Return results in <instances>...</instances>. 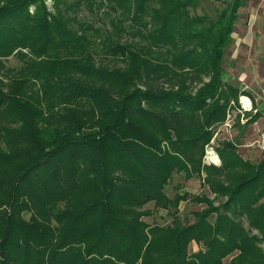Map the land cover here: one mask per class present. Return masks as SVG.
Masks as SVG:
<instances>
[{"label":"trees","instance_id":"trees-1","mask_svg":"<svg viewBox=\"0 0 264 264\" xmlns=\"http://www.w3.org/2000/svg\"><path fill=\"white\" fill-rule=\"evenodd\" d=\"M248 1L0 0V264H264V159L214 145Z\"/></svg>","mask_w":264,"mask_h":264},{"label":"rangeland","instance_id":"rangeland-1","mask_svg":"<svg viewBox=\"0 0 264 264\" xmlns=\"http://www.w3.org/2000/svg\"><path fill=\"white\" fill-rule=\"evenodd\" d=\"M200 1V5L197 9L196 12H198L199 14H205L208 15L210 18H213L216 15V12L218 10H220L221 8L224 7V1L225 0H199ZM261 0H249L244 6L243 9L241 10L243 14H241V16H239L240 19H238L240 22L236 23V27H235V32L233 35H235L234 39H233V43L232 45L226 50V54H225V60H224V66L226 69V74H227V80L242 87V89L244 91H248L250 93H257L259 94V89L254 88V86H250L245 90V84L246 81L242 80V72H245L248 70V57H249V53H247V51L245 52V48L243 49V52H245L244 54H238L236 57L234 55V50L237 49V45H238V40H239V36L243 35L245 33L246 30H244V27H246V23L247 20L249 19L247 16L249 13H251L252 8L257 7L260 4ZM250 11V12H249ZM237 20V21H238ZM244 26V27H243ZM18 62L15 60L11 61L12 65H16ZM246 79H248L247 77H245ZM255 95V94H254ZM257 96V95H255ZM246 97L250 100V109L244 110L243 106L241 107L242 109H238V110H234L231 112V114L229 115V118L227 120V123L224 125V127L221 129L222 132L218 135L217 140H213L214 141V145H216L218 142L222 141V140H235L239 147L238 150L240 151V153L243 155V157L245 159H249L252 162L256 163L259 162L261 160L264 159V149H260L258 152L255 150V152H247L246 148H242V144H249L251 143V141L253 140V138H255L254 136L251 137L250 135V130L245 133L244 135V139H239L240 135H242L240 132L241 130L238 131L237 127L240 123H242V121L244 120V118L246 117L245 115H247V112L252 110V100L250 98V96H242L241 98ZM241 98H240V102H241ZM260 99V102H258L259 104L263 103L264 101ZM243 101V100H242ZM249 103V102H248ZM243 105V103H242ZM262 105V104H261ZM260 105V106H261ZM263 107V106H262ZM241 114L239 115L238 113ZM240 116V119H238V117ZM239 132V133H238ZM261 134V132H259ZM258 136V134H257ZM253 148V147H251ZM210 152L216 153V150L213 147H208L207 148V153H206V157H205V161L207 160L208 162H212L215 165L220 166L221 165V159L218 156L219 159H215V160H208L207 156ZM218 155V154H217ZM207 162V163H208ZM184 179L182 177H175L174 181L172 182L171 186L168 187V193L170 195H173L174 193V189L173 186L176 182H182ZM186 190L191 193V194H201V193H205L211 197H213L210 193V191L208 189H203L201 186V180L199 179H192L189 180L186 183ZM153 204L149 205V207H152ZM202 207H204V205H194L192 203H184L182 206V215L184 217H186L187 219H189V221H194V217L192 215V211L195 210H200L202 209ZM161 214H155L154 217H150V218H146V220H148L149 222H152L153 220L158 221L160 223H165V222H169L168 220L161 219ZM154 222V221H153ZM195 248V247H194ZM230 258H227L225 260L224 264H229Z\"/></svg>","mask_w":264,"mask_h":264},{"label":"crops","instance_id":"crops-1","mask_svg":"<svg viewBox=\"0 0 264 264\" xmlns=\"http://www.w3.org/2000/svg\"><path fill=\"white\" fill-rule=\"evenodd\" d=\"M242 9L243 7L239 9L240 16L243 14L241 11ZM247 17L249 18L246 23L247 26H243L246 31L243 35L239 36L237 49L234 50V55L236 57L238 54H244L246 51L249 53L247 61L248 70L242 72V80H247L245 90L250 86H254V88L259 87L260 90L259 94L246 91L245 96H250L253 108L251 111L247 112L248 114L242 123L238 125L237 129L238 131L246 130V132L250 130L251 137H255L251 143H243L242 148H246L247 152H255V150L258 152L260 149H264V102L261 103L262 105L258 103L260 102L259 98L264 101V0H261L257 7L252 8L251 13H249ZM239 22L238 20L237 23ZM244 48L246 49L245 52H243ZM258 111L261 113V116L255 122L246 124L251 116ZM259 132H261V134Z\"/></svg>","mask_w":264,"mask_h":264},{"label":"built area","instance_id":"built-area-1","mask_svg":"<svg viewBox=\"0 0 264 264\" xmlns=\"http://www.w3.org/2000/svg\"><path fill=\"white\" fill-rule=\"evenodd\" d=\"M243 100V101H242ZM247 100V101H246ZM249 102V103H248ZM242 103H243V105H242ZM250 100L248 99V98H246V97H243V98H241V105L243 106V109L244 110H247V109H250L251 108V106H250ZM212 155H214L215 157H212ZM207 158H208V160H215V159H219L218 158V155L216 154V153H213V152H210L209 154H208V156H207ZM208 161L206 160V163H207ZM209 164L210 163H212V162H208Z\"/></svg>","mask_w":264,"mask_h":264},{"label":"bare ground","instance_id":"bare-ground-1","mask_svg":"<svg viewBox=\"0 0 264 264\" xmlns=\"http://www.w3.org/2000/svg\"><path fill=\"white\" fill-rule=\"evenodd\" d=\"M247 101V100H246ZM212 157H215L214 155H212Z\"/></svg>","mask_w":264,"mask_h":264}]
</instances>
